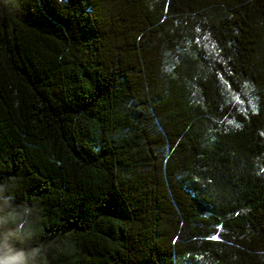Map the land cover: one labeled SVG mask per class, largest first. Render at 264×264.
Instances as JSON below:
<instances>
[{"label": "trees", "instance_id": "1", "mask_svg": "<svg viewBox=\"0 0 264 264\" xmlns=\"http://www.w3.org/2000/svg\"><path fill=\"white\" fill-rule=\"evenodd\" d=\"M0 185L42 264H264V0H0Z\"/></svg>", "mask_w": 264, "mask_h": 264}, {"label": "clouds", "instance_id": "2", "mask_svg": "<svg viewBox=\"0 0 264 264\" xmlns=\"http://www.w3.org/2000/svg\"><path fill=\"white\" fill-rule=\"evenodd\" d=\"M4 192V186L0 185V196ZM30 215V209L13 206L10 198L6 197L0 201V264H42L47 250L42 247H30L27 243L34 233H23L24 243L21 244V236L10 226V222H19L22 227Z\"/></svg>", "mask_w": 264, "mask_h": 264}, {"label": "snow or ice", "instance_id": "3", "mask_svg": "<svg viewBox=\"0 0 264 264\" xmlns=\"http://www.w3.org/2000/svg\"><path fill=\"white\" fill-rule=\"evenodd\" d=\"M253 110L255 111V108H253ZM245 111H247V110H245ZM236 126L239 127V125H236ZM209 239H211V240H213V241H216V240H219V236H217V235H212V236L209 237Z\"/></svg>", "mask_w": 264, "mask_h": 264}]
</instances>
